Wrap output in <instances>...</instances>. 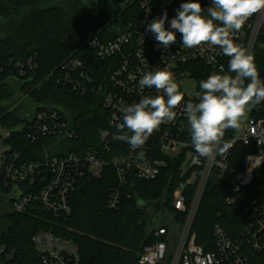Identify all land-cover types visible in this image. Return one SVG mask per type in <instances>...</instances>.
Wrapping results in <instances>:
<instances>
[{
    "label": "trees",
    "instance_id": "16d2710c",
    "mask_svg": "<svg viewBox=\"0 0 264 264\" xmlns=\"http://www.w3.org/2000/svg\"><path fill=\"white\" fill-rule=\"evenodd\" d=\"M142 1L125 0L114 14L99 8L92 0H67L63 4H58V0H0V19L10 26L14 23L17 30L0 36V127H20L8 141L12 152L20 153L25 162H42L44 148L50 158L90 150L103 159L113 158L126 149L128 143L119 145L112 137L104 149L99 139V133L108 128L109 122L103 94L110 89V74L120 61L98 58L88 42L93 37L112 40L129 24L138 23L143 17ZM210 1L200 0L205 8ZM150 2L159 8V16L167 10L169 22L165 26L170 28L169 15L175 16V10L186 0ZM251 54L264 79V47L256 44ZM74 60L81 62L82 67L72 69L70 62ZM228 61L223 62L227 72ZM182 68L196 81L195 92L200 90L201 80L217 72L201 62H190ZM18 98L22 102L16 104ZM192 101L197 102L195 94ZM44 112L55 113L56 119L66 123L71 136H39L32 142L28 137L34 130L32 117ZM247 117L264 121V102ZM186 129L190 134L188 125ZM237 136L238 130L228 129L224 140ZM152 148L154 157L166 162L154 180H139L130 171L126 184L121 186L113 169L105 167L97 179H76L68 196L67 216L55 217L39 203H33L24 214L4 216L6 230L0 242L13 251L6 264H38L31 238L39 231L72 241L78 248L79 264H135L143 246L155 241L154 230L162 226L170 228L169 221H163L156 213L157 202L164 200L166 215L174 226L182 225L186 216L171 207L175 189L186 179L180 170L182 158L167 159L157 154L155 143ZM255 152L253 144L247 147L236 141L229 150L228 174L209 175L191 228L196 244L205 252L215 250V225L222 227L230 239L241 241L243 226L255 224L264 216V163L236 204H226V198L232 195L230 176L241 171L245 157ZM35 183L34 188L40 189V180ZM21 187L31 191L28 184ZM116 189L120 200L110 209L109 195ZM193 189V186L186 188L188 205ZM241 253L249 264H264L262 253L249 247H243Z\"/></svg>",
    "mask_w": 264,
    "mask_h": 264
},
{
    "label": "built area",
    "instance_id": "2783aa9c",
    "mask_svg": "<svg viewBox=\"0 0 264 264\" xmlns=\"http://www.w3.org/2000/svg\"><path fill=\"white\" fill-rule=\"evenodd\" d=\"M211 2V1H210ZM168 5L170 2L167 3ZM210 3L208 4V6ZM143 17L136 24H129L127 28L109 41L93 37L88 42L98 58H118L120 63L110 74V89L103 94V108L109 112L108 128L99 133L102 147L107 148L109 138L116 134V125L122 122L124 106L138 103L145 96H156V89H141L138 81L142 74L157 69H167L174 74L175 80L190 77L184 72L185 64L201 62L219 72L223 62L230 58L222 55L217 47L202 46L185 49L181 44V35L177 42L165 49L157 47V41L152 33L146 31V26L160 14L155 3L150 0L141 2ZM170 18L174 17L172 13ZM153 18V19H152ZM166 27V26H165ZM235 42L243 45L250 53L256 44L264 47V11L251 16L240 32L235 34ZM72 69L81 68L82 63L71 61ZM86 79V77H85ZM194 98V97H193ZM184 96L180 107L174 109L177 117L174 121L162 124L146 141L143 148L133 150L129 144L119 155L103 159L95 151H85L82 154L69 153L66 156H48V149L44 148L45 159L42 162H25L20 153L11 151L8 141L20 131V127L2 129L0 141V199L6 203L2 209L3 217L12 213L24 214L33 203H39L44 211L55 217L69 215L68 196L75 187L77 178L97 179L102 175L105 167H111L115 172L119 185L126 184V175L133 172L143 181L154 180L162 168L166 166L164 159L154 157L155 143L157 154L167 159L181 160L180 170L186 176L173 193L171 207L174 211L184 213L182 225L170 228L162 226L154 230L155 241L143 246L135 264H249L247 257L241 253L243 247L264 254V216L259 217L255 224L249 222L243 226L241 241L230 239L219 225L213 228L215 250L205 252L196 244L195 234L191 228L195 214L202 198L205 185L211 173L218 177L228 174L227 159L229 151L224 156L217 155L215 159L196 157L191 144L190 134L186 126L187 120L183 112L184 104L189 100ZM33 118V119H32ZM34 130L28 134L32 142L38 137L71 136L66 123L56 119L55 113H38L32 117ZM117 141V140H116ZM236 141L244 146L253 144L256 152L245 157L242 170L234 172L229 179L232 195L226 198L227 205H234L238 197L252 183L254 173L264 163V121L247 118L246 124L238 130ZM122 145L121 141H117ZM144 153L143 159H137L139 152ZM40 180V189H35L36 180ZM30 185L31 191L23 189V184ZM194 187L193 196L187 204L186 188ZM34 188V189H33ZM120 200L119 190H112L108 207L114 209ZM245 211H247L245 209ZM167 219L171 218L167 215ZM0 230V236L6 230ZM38 264H79L77 246L70 240L55 236L49 231H39L31 238ZM243 243V245L241 244ZM13 251L7 249L0 242V264H6L12 259Z\"/></svg>",
    "mask_w": 264,
    "mask_h": 264
},
{
    "label": "clouds",
    "instance_id": "9594fccd",
    "mask_svg": "<svg viewBox=\"0 0 264 264\" xmlns=\"http://www.w3.org/2000/svg\"><path fill=\"white\" fill-rule=\"evenodd\" d=\"M170 20L167 10L146 26L165 49L177 42V32L185 49L205 45L217 47L229 57L228 72L223 66L199 82L195 92L197 102L184 104L191 144L196 152L194 162L203 157L215 159L224 156L234 146L237 137L224 140L228 129H241L247 114L264 102V79H261L254 56L235 42L248 19L264 11V0H211L205 8L200 0H186ZM141 89L155 88L156 96H145L138 103L122 108L123 119L117 124L114 140L126 142L135 149L143 148L150 136L160 126L177 117L174 110L184 101V93L174 74L167 69H157L142 74L138 81ZM144 153L137 154L143 159Z\"/></svg>",
    "mask_w": 264,
    "mask_h": 264
},
{
    "label": "rangeland",
    "instance_id": "374dc122",
    "mask_svg": "<svg viewBox=\"0 0 264 264\" xmlns=\"http://www.w3.org/2000/svg\"><path fill=\"white\" fill-rule=\"evenodd\" d=\"M124 1L125 0H92V2L93 3L95 2V4H97L99 8L109 10L111 12H114V14H116L115 12L118 8L123 6ZM65 2H67V0H58V4H63ZM13 25L11 24L10 26L8 25L7 22H4L0 19V36H5L6 34L10 32L12 33L16 32L17 30L15 28V25L14 26ZM176 82L180 85V90L181 92L184 93V96H186L188 99H191L194 97L196 81L193 78L186 77L183 79L176 80ZM16 100H18L16 104H18L19 102L20 103L22 102V98H18ZM247 118L248 117L246 116V119L242 127L246 124ZM0 133H2L1 128H0ZM0 145L5 146V144L1 141H0ZM4 204H5V201L3 199H0V230H3L5 228V224H4L5 221L3 220L2 209H1V206L3 207Z\"/></svg>",
    "mask_w": 264,
    "mask_h": 264
},
{
    "label": "water",
    "instance_id": "95a60500",
    "mask_svg": "<svg viewBox=\"0 0 264 264\" xmlns=\"http://www.w3.org/2000/svg\"><path fill=\"white\" fill-rule=\"evenodd\" d=\"M155 207H156V213L158 214V216L163 220H168L167 218V215H166V212H165V202L164 200H161L159 202H157L155 204ZM170 223H172L173 221L172 220H168ZM157 229V228H156Z\"/></svg>",
    "mask_w": 264,
    "mask_h": 264
},
{
    "label": "flooded vegetation",
    "instance_id": "af4514ba",
    "mask_svg": "<svg viewBox=\"0 0 264 264\" xmlns=\"http://www.w3.org/2000/svg\"><path fill=\"white\" fill-rule=\"evenodd\" d=\"M6 207V203L3 205V207L1 206V209H4Z\"/></svg>",
    "mask_w": 264,
    "mask_h": 264
}]
</instances>
